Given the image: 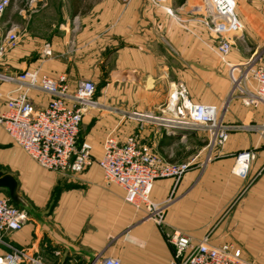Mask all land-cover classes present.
<instances>
[{
	"label": "crops",
	"instance_id": "0c3cea01",
	"mask_svg": "<svg viewBox=\"0 0 264 264\" xmlns=\"http://www.w3.org/2000/svg\"><path fill=\"white\" fill-rule=\"evenodd\" d=\"M197 4L167 0L178 16L190 19L184 23L147 0H37L33 9L32 4H15L0 14V42L11 27L19 32L18 44L0 55V71L65 74L70 90L79 78L90 79L103 104L82 116L78 143L91 145L93 162L79 172L41 167L0 124V172L16 178L24 200L18 206L27 215L21 229L4 235L5 241L45 264H100L109 256L120 264H168L174 247L165 233L178 230L193 243L204 236L214 245L232 243L246 259L264 264V139L258 134L232 131L211 151L210 161L192 165L179 181L155 179L151 198L161 202L171 197L161 224L144 207L126 202L123 188L106 181L97 163L108 134L123 142L137 133L172 162L198 154L200 163L208 155L206 142L191 153L185 146L190 132H174L160 118L170 116L166 104L176 83L185 85L193 101L208 104L220 105L229 89L226 69L212 49L213 36L191 19L198 15ZM236 12L244 25L243 39H235L227 59L242 62L252 54L249 46L264 44V0H237ZM13 86L0 82V112ZM28 95L35 107L49 100L37 90ZM120 111L159 118L140 121ZM223 119L262 122L264 106L232 100ZM243 149L255 152L245 176L233 172L235 154ZM0 192L7 195L6 189ZM7 250L0 243V255Z\"/></svg>",
	"mask_w": 264,
	"mask_h": 264
},
{
	"label": "built area",
	"instance_id": "2783aa9c",
	"mask_svg": "<svg viewBox=\"0 0 264 264\" xmlns=\"http://www.w3.org/2000/svg\"><path fill=\"white\" fill-rule=\"evenodd\" d=\"M147 1L162 7L179 23L190 20L178 16L172 7L166 5L167 0ZM9 3L10 0H0V14ZM236 5L237 0H200L194 6L198 15L191 18L201 23L214 38L212 49L223 63L229 81L225 99L220 105L195 102L188 96L185 85L179 82L169 94L166 104L170 116L160 117L174 128L202 129L206 134L205 148L209 152L206 158L197 163L198 154H195L185 161H168L150 145L141 142L137 133L127 136L123 142L112 134L103 140L102 155L97 163L104 179L121 186L125 201L144 207L157 224L162 223L171 197L161 202L151 198L155 179L171 176L179 181L192 165L203 166L210 161L211 151L222 145L232 131L253 132L264 139V121L227 123L223 119L232 100H240L245 106H264V47L254 50L246 61L231 62L227 59L235 39H243L244 25L236 12ZM75 23L76 20V29ZM18 42L19 32L16 27H11L0 42V55L14 48ZM43 51L50 54L48 48ZM66 79L65 74L40 76L36 69H24L17 73L0 71V82L14 85L5 93L6 108L0 112V124L38 165L61 174L79 172L93 162L91 145L86 141L78 143L80 123L86 111L103 107L95 95L96 85L92 80L79 78L75 88L70 90ZM30 90L48 94L47 104L35 107L28 95ZM120 112L124 117L140 121L159 118L136 111ZM254 157L253 149L237 152L233 172L245 176ZM26 220V211L0 192V243L8 248L0 255V264H23L24 261L45 264L23 248L4 240L7 232L21 229ZM165 236L174 247V258L168 264H257L246 259L241 249L232 243L214 245L207 236L193 243L189 236L178 230L166 232ZM100 264H120V260L109 256L103 258Z\"/></svg>",
	"mask_w": 264,
	"mask_h": 264
},
{
	"label": "rangeland",
	"instance_id": "374dc122",
	"mask_svg": "<svg viewBox=\"0 0 264 264\" xmlns=\"http://www.w3.org/2000/svg\"><path fill=\"white\" fill-rule=\"evenodd\" d=\"M36 1L37 0H33V2L31 0H16L14 2V0H10L9 5H15L16 4L20 8H28L27 5H31L32 4L31 9H33L35 7L33 5L36 3ZM261 1H263V0H261ZM198 2L200 3V0H198ZM241 44H243L242 41H241ZM249 47H251V49H253L252 50V52H253L254 49L255 50H260L261 48H263L264 44L259 45V47L255 46V45L254 46H249ZM176 129H179V130L182 129V130H184L186 132L187 131L190 132L191 138L190 139L188 138V139L185 140V146H189L188 150H190L191 153L195 152L196 149L198 148V147H195V145L204 144L206 142L205 137H204V133L205 132L202 129H197V128H194V127H180V128H174V130H175L174 132L177 131Z\"/></svg>",
	"mask_w": 264,
	"mask_h": 264
},
{
	"label": "water",
	"instance_id": "95a60500",
	"mask_svg": "<svg viewBox=\"0 0 264 264\" xmlns=\"http://www.w3.org/2000/svg\"><path fill=\"white\" fill-rule=\"evenodd\" d=\"M0 189H6L9 200L14 204H24L22 196L18 193L16 178L9 174L0 172Z\"/></svg>",
	"mask_w": 264,
	"mask_h": 264
},
{
	"label": "trees",
	"instance_id": "16d2710c",
	"mask_svg": "<svg viewBox=\"0 0 264 264\" xmlns=\"http://www.w3.org/2000/svg\"><path fill=\"white\" fill-rule=\"evenodd\" d=\"M95 95H96V92H95Z\"/></svg>",
	"mask_w": 264,
	"mask_h": 264
}]
</instances>
